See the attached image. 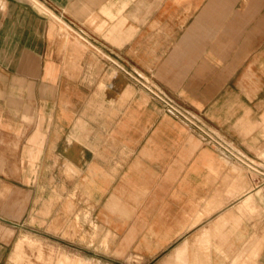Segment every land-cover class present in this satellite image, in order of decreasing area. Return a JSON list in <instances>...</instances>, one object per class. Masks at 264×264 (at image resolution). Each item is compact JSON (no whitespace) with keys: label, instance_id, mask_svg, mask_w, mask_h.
Here are the masks:
<instances>
[{"label":"crops","instance_id":"obj_1","mask_svg":"<svg viewBox=\"0 0 264 264\" xmlns=\"http://www.w3.org/2000/svg\"><path fill=\"white\" fill-rule=\"evenodd\" d=\"M263 156L264 0H0L10 236L67 202L103 264H264Z\"/></svg>","mask_w":264,"mask_h":264},{"label":"rangeland","instance_id":"obj_2","mask_svg":"<svg viewBox=\"0 0 264 264\" xmlns=\"http://www.w3.org/2000/svg\"><path fill=\"white\" fill-rule=\"evenodd\" d=\"M145 87L152 96L162 102V93L158 89L151 86V84ZM166 105L168 109L174 113L178 115L183 114V111L177 106L172 105L170 106L171 108H169L168 102ZM192 124L202 133H206V130H210V127L207 124L199 125L195 122H192ZM254 153L259 155L258 151H255ZM245 187L247 189L250 187L248 182H246ZM6 196V191L2 190V192H0V216L4 215L5 217L7 215H12V212L15 213L16 216H20L21 199L19 198L20 200L18 204H20L14 209L13 203L9 202V200L12 201V199H8ZM72 209V205L65 202L64 206L61 205V211L64 213L62 224L53 219L43 228L44 232L51 233L53 236L44 235V232L40 233L36 229L31 231L24 225L21 227L19 226L18 229H16L15 234L10 236L11 228L6 224L4 225L3 221L0 222V243L4 241V248H1L0 250V264H103V260L97 259L103 258L101 256V251L97 252L98 257L94 258L91 256V252L82 251L81 249V251H77L71 245V242L76 241L75 237L78 233L73 221L67 219V217L69 218L70 214H72ZM18 221L21 222V219ZM34 222L37 221L32 219L30 225L35 224ZM41 224H38V226ZM87 233L90 234V231L86 230L85 235H88ZM98 236L101 239V236L96 232V234L92 236L93 240L97 239ZM81 239V241H85L84 237H81ZM17 242L20 245L19 255L16 258H10V253Z\"/></svg>","mask_w":264,"mask_h":264},{"label":"built area","instance_id":"obj_3","mask_svg":"<svg viewBox=\"0 0 264 264\" xmlns=\"http://www.w3.org/2000/svg\"><path fill=\"white\" fill-rule=\"evenodd\" d=\"M168 106H169V108H171L169 104H168ZM251 185H252L251 188H253V189L259 188L261 191L262 197H264V179H262L260 181L257 180L255 182H252Z\"/></svg>","mask_w":264,"mask_h":264},{"label":"bare ground","instance_id":"obj_4","mask_svg":"<svg viewBox=\"0 0 264 264\" xmlns=\"http://www.w3.org/2000/svg\"><path fill=\"white\" fill-rule=\"evenodd\" d=\"M254 191H259V188L254 189Z\"/></svg>","mask_w":264,"mask_h":264}]
</instances>
